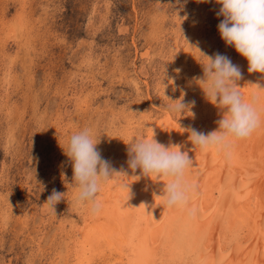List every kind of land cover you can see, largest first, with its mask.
<instances>
[{
	"label": "rangeland",
	"instance_id": "obj_1",
	"mask_svg": "<svg viewBox=\"0 0 264 264\" xmlns=\"http://www.w3.org/2000/svg\"><path fill=\"white\" fill-rule=\"evenodd\" d=\"M221 7L216 0H0V264H77L79 255L115 264V251L76 254L93 212L77 203L70 138L90 129L101 155L124 173L135 140H150L171 119L185 127L206 120L219 106L199 81L205 55L219 52L248 71L220 36ZM250 75L256 98L264 74ZM180 100L195 105L170 111ZM245 141L248 149L253 141ZM253 145L264 158V139ZM120 175L101 181L98 200ZM54 188L65 194L56 212L46 203ZM222 228L220 248L233 237Z\"/></svg>",
	"mask_w": 264,
	"mask_h": 264
},
{
	"label": "bare ground",
	"instance_id": "obj_2",
	"mask_svg": "<svg viewBox=\"0 0 264 264\" xmlns=\"http://www.w3.org/2000/svg\"><path fill=\"white\" fill-rule=\"evenodd\" d=\"M241 71L238 90L246 102L254 104L263 121L264 92L253 97L250 73L245 67ZM225 111L222 107L212 108L206 120L201 116V121L193 126L185 127L171 119L151 138L166 147L177 146L172 150L180 149L193 159V166L185 173L187 183L194 186L186 205L167 206L165 186L170 177H148L140 169L133 171L129 167L99 198L100 209L91 214L82 229L76 254L83 251L100 256L103 252L113 255L115 251V264H264V158L253 145L261 144L264 129L260 126L253 132L249 137L253 144L247 145L248 149L241 148L248 138L230 137V157L214 148L201 150L185 131L190 127L205 134L217 130L216 122ZM133 214L138 216L137 221L125 233L126 221ZM237 214L231 221V216ZM222 227L233 235L223 239L224 248L216 242ZM79 256L77 264H91L90 257L83 260Z\"/></svg>",
	"mask_w": 264,
	"mask_h": 264
},
{
	"label": "clouds",
	"instance_id": "obj_3",
	"mask_svg": "<svg viewBox=\"0 0 264 264\" xmlns=\"http://www.w3.org/2000/svg\"><path fill=\"white\" fill-rule=\"evenodd\" d=\"M216 3L222 5L216 13L218 17H223L217 25L222 40L248 61L249 73L264 74V0H216ZM205 56L208 62L201 64L204 75L199 81L206 85L203 90L207 99L226 111L216 122L217 130L205 134L190 127L185 131L190 133L189 139L201 150L214 148L230 157L232 143L229 138H249L260 127L261 114L253 103L244 100L238 90V81L243 78L240 66L219 52ZM255 85L264 89L259 84ZM194 105V100L189 104L180 100L169 105V110L183 113L190 111ZM98 143L94 142L91 130L85 128L71 136L65 151L72 161L73 180L79 189L77 203L90 205L93 213L100 209L98 193L101 181L107 182L115 174H124L117 173L111 162L101 155L96 147ZM129 145V167L133 171L140 169L148 177L153 174L170 177V182L165 186L167 206L186 205L190 192L194 191V186L185 179L186 170L193 166L189 154L180 149L174 151L172 149L177 146L166 147L154 138L135 140ZM64 195L54 188L47 197L46 203L54 212L56 205L64 200Z\"/></svg>",
	"mask_w": 264,
	"mask_h": 264
}]
</instances>
